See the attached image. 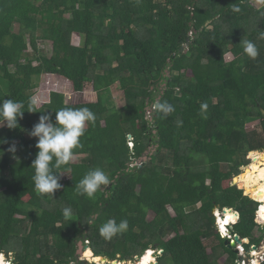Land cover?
<instances>
[{
	"label": "trees",
	"instance_id": "obj_1",
	"mask_svg": "<svg viewBox=\"0 0 264 264\" xmlns=\"http://www.w3.org/2000/svg\"><path fill=\"white\" fill-rule=\"evenodd\" d=\"M262 30L264 0H0V100L23 101L27 110L40 71L65 78L78 93L91 84L95 98L72 105L52 92L40 110L53 120L65 106L88 107L96 116L83 147L74 150L79 161L54 169L63 187L52 195L39 194L32 181L38 149L28 131L41 113L25 111L16 129L0 126V142L8 141L0 143V255L11 253L12 264H73L86 230L94 256L111 261H133L156 246L158 264H220L223 256L237 264L238 254L216 226V209L239 213L240 219L225 214L237 220L231 231L247 251L261 247L262 195H256L260 204L244 196V184L240 190L233 179L256 150L246 124L259 121L264 138ZM74 34L81 36L79 46ZM243 39L257 43L256 59L244 54ZM39 41L52 43L51 56L40 52ZM114 86L123 92L122 108L113 100ZM158 99L174 107L167 118L156 109ZM202 103L208 105L203 115ZM12 142L15 158L6 151ZM96 167L110 184L95 199L77 195L76 183ZM64 207L73 210L69 219ZM108 219H126L128 230L104 239L99 228Z\"/></svg>",
	"mask_w": 264,
	"mask_h": 264
},
{
	"label": "clouds",
	"instance_id": "obj_2",
	"mask_svg": "<svg viewBox=\"0 0 264 264\" xmlns=\"http://www.w3.org/2000/svg\"><path fill=\"white\" fill-rule=\"evenodd\" d=\"M233 11L239 12L240 7L238 5L235 6ZM257 39H264V30L259 33ZM240 44L243 45L244 54H246L250 59H256L258 57L259 48L256 42L243 39ZM157 107L163 118H167L174 111L173 105L167 101L159 102ZM200 108L201 114L203 115V113L207 110L208 105L206 103H202ZM24 109L25 103L23 101L13 99L0 100V126H6L10 130L16 129L19 127V120L23 118L25 111L30 113H41L38 122L35 123L28 131V135L31 138L36 139L35 147L38 149L31 166L34 169L32 181L34 183L35 190L39 194L52 195L63 187L60 183V180L62 179L60 174L62 173L60 171H54V169L58 170L62 165H68L74 156V150L83 147L81 138L85 135L87 125L95 122L96 116L88 107L74 108L65 106L55 111V119L53 120L51 113L40 110V103L35 95L28 99L27 110ZM0 143H8V141H2ZM6 151L11 153L15 158L18 151V144L16 142L10 143V146ZM0 152L4 154L3 151ZM109 184V175L103 168L96 167L89 170L84 177L76 183L75 190L77 195L86 196L91 200L95 199L97 192L101 190L102 186ZM259 208L257 214L260 210ZM72 211L71 207L63 208L62 212L65 219H69L71 217ZM216 211L221 210L216 209ZM221 212L223 213V211ZM213 216L216 219V226L222 238L230 241L227 236L225 237L222 235L220 226L217 224V216L214 212ZM233 226L234 225L231 226L230 231ZM128 227L129 224L126 219H122L119 222L115 219H108L100 226L99 233L104 239L111 240L113 237L126 232ZM231 233L233 232L231 231ZM241 240L242 239H240V241ZM237 244L238 243H236V246ZM252 248L250 251H247L246 249L248 254L251 250H253ZM149 250L146 251V253L149 252ZM235 251H237L236 248ZM142 257H140V259Z\"/></svg>",
	"mask_w": 264,
	"mask_h": 264
},
{
	"label": "rangeland",
	"instance_id": "obj_3",
	"mask_svg": "<svg viewBox=\"0 0 264 264\" xmlns=\"http://www.w3.org/2000/svg\"><path fill=\"white\" fill-rule=\"evenodd\" d=\"M15 29H18L17 25H16ZM26 40H27L28 45H29L28 53L33 54L32 47L30 46L28 38ZM72 43L76 46H79L81 43V36L78 34H74L73 38H72ZM38 48H39L40 52L45 53L48 56L52 55V52H53L52 43L48 42V43L43 44L41 41H39L38 42ZM232 59H233V56L231 54L226 56L227 61H231ZM36 65H37V63L35 62L34 66H36ZM34 79H35L34 81L37 84V88L34 90L33 95H35L37 97V99L40 103V108L44 104L49 102L50 94L52 92H58V93L64 94V96L66 98V103L72 104V105L82 104L84 102L93 101L95 99L94 95H93V87L91 84H86L84 91L81 93H78V92L74 91L71 82H69L65 78L57 76V75H48V74H45V73H42L39 71ZM112 96H113V100L115 101L118 108H122L125 105L123 92H121L117 86H114L112 88ZM148 112L150 114L152 111L150 110ZM245 128H246V131L251 135V137L254 138L252 144H253L254 148H256L255 152L257 151L260 154H254L255 153L254 151H253V153L250 152L251 154H248V157H247L248 158V164L246 166H243L240 168V175L243 174L245 172L246 168L253 163L254 157L264 155V138L261 137L262 131H261L260 122L259 121L250 122V123L246 124ZM87 129H89V124L87 125L86 130ZM153 154H155V151L153 152ZM79 158L80 157H73L72 159L75 162H77V161H79ZM261 164H264V161L260 162V165ZM239 176H238V178H239ZM63 178H64V180H68L70 178V175L68 173H64ZM229 183H230L229 181H226L224 183V186L227 187L229 185ZM240 183H244V182H241V180H238V184H240ZM244 186H245V189L249 193L246 195V192L244 191V196H248L252 200L254 199V197H256V201L260 204V202L258 201V198L256 196L259 193L255 189H253V190L249 189L247 187L246 183H244ZM26 200H28V199H26ZM200 206L201 205H198L197 208H199ZM169 210H170L171 215L175 216V213L173 212V210L171 208H169ZM226 216H229V215L227 214ZM153 219H154V214L149 213L148 220L152 221ZM231 221H232V219H231ZM231 221H229V222H231ZM220 224H225V218L222 220V222H220ZM260 226H262V225L260 224ZM263 228H264V226H263ZM262 234H263L262 229L255 232V236L258 238H260L262 236ZM233 235H234V233H233ZM171 237L172 236L166 238L165 240L168 241ZM214 243H216V241ZM213 245L214 244H211V246H213ZM211 246L208 245V252L209 253H211V251H212ZM153 248H157V247L154 246V247L150 248V250H152L153 252H159V253L162 252V250H158V249L156 251H154ZM263 251L264 250L260 251V248H259V250L257 251V253H259V255L255 256V257L252 254V252H250L249 254L247 253L246 254L247 264H254L253 261L254 262L259 261V263L262 264L260 255H262L264 253ZM4 257H5V259L7 258L6 256H4ZM137 257H139V256H136L133 261H127V262H125L126 260H122L121 257H119L120 260H117V261L124 262V263L129 262V263H133V264H138L142 258L137 260ZM158 257L159 256L155 257V264L158 263L157 262ZM84 258H86V257L84 256ZM86 259H88V258H86ZM9 261L11 264L12 260H9ZM229 262L230 261L227 258V256H223L220 259V264H229ZM105 263H107V262H104V264Z\"/></svg>",
	"mask_w": 264,
	"mask_h": 264
},
{
	"label": "bare ground",
	"instance_id": "obj_4",
	"mask_svg": "<svg viewBox=\"0 0 264 264\" xmlns=\"http://www.w3.org/2000/svg\"><path fill=\"white\" fill-rule=\"evenodd\" d=\"M262 161H264V155L254 157L253 163L246 168L245 172L241 174L239 178L237 177V182L238 180H241V182L246 183L249 189H252V190L255 189L259 193L257 195H262L263 203H262V206H260L261 204L259 205V207L261 208H259L260 210L258 213V217L261 220V223L264 224L263 223L264 222V164L260 165V162ZM229 216H232V215H229ZM224 218H225V224H219V225H220V231L222 235L223 236L225 235L226 237L228 235V231H227L228 226L232 225L237 220L230 223L228 220V216H226V214ZM258 255L259 253L257 252L254 253V257ZM85 257L88 258L90 262H95L96 264H104L105 262L100 257H95L93 252L90 249L85 252ZM154 258H155V254H154ZM154 258H153V255L151 254L148 257H146L144 260L139 261L138 264H150V263L155 264V262L152 263ZM4 259H5L4 255L0 256V264L4 263L5 261ZM257 263L258 261H256V264ZM112 264H133V263L117 262V263H112Z\"/></svg>",
	"mask_w": 264,
	"mask_h": 264
},
{
	"label": "water",
	"instance_id": "obj_5",
	"mask_svg": "<svg viewBox=\"0 0 264 264\" xmlns=\"http://www.w3.org/2000/svg\"><path fill=\"white\" fill-rule=\"evenodd\" d=\"M187 49H184V51L185 52H187L186 51ZM159 101H160V99H158V101L156 102V109H158V107H157V104L159 103ZM153 111L151 108H149L148 109V111ZM261 112H262V114H263V116H264V110L263 109H261ZM129 138H132L131 136H129ZM157 148H158V146L156 145L155 146V148L153 147V146H150L149 148H148V150L144 153V156L138 161V164H142V163H145V162H147L148 160H149V157L148 156H150V155H154L153 154V152L155 151V153H156V150H157ZM233 185L234 186H238V188L240 189V190H243L244 191V189L243 188H241L239 185H238V182H237V177L236 178H234L233 179ZM254 200V199H253ZM255 202H257L256 200H254ZM234 212L235 214H237L238 216H239V218H240V215H239V213L238 212H235L234 210H232V209H225V210H223V213H226V212ZM98 216L96 215L95 216V218H97ZM238 218V219H239ZM92 218H90V222L92 223ZM256 223L258 224V225H262V227L264 226V224H262L261 223V220L259 219V217H257L256 218ZM236 243H241V241H240V237L237 235V236H235V238H234V242H230V241H228V240H226L225 241V244L227 245V246H230V248L232 249V250H234L235 251V248H236ZM263 246H264V241H263ZM79 247H80V250L77 252V254H76V258H77V263L78 264H87L86 262H85V260H83L82 259V255H83V251L84 250H89L90 249V247L88 246V245H86V246H84L83 247V243H80L79 244ZM254 251H256V250H258V248L257 247H253L252 248ZM153 250L154 251H156V248H153ZM236 253H237V251H235ZM6 257H7V259H9V258H11V253H5L4 254ZM162 255V252H155V257H157V256H161ZM158 257V258H159ZM101 259H103V261H105V262H107V263H110V264H112V263H117V262H119V261H111V260H109V259H107V258H104V257H100ZM138 259H140V257H137V260ZM82 260V261H81ZM125 262H127V261H125ZM89 264H96L95 262H90ZM156 264H158V263H156Z\"/></svg>",
	"mask_w": 264,
	"mask_h": 264
},
{
	"label": "built area",
	"instance_id": "obj_6",
	"mask_svg": "<svg viewBox=\"0 0 264 264\" xmlns=\"http://www.w3.org/2000/svg\"><path fill=\"white\" fill-rule=\"evenodd\" d=\"M261 208V207H260ZM259 213V212H258ZM214 214L217 216V224L219 225V222L225 217V214L222 213L221 211H214ZM258 215V214H257ZM220 226V225H219ZM232 225H229L228 226V235H227V238L230 240V241H234V238L235 236L237 235H233V233H231L230 231V228H231ZM88 244V242H87ZM245 244L246 242L244 240H241V243H238L237 246H236V250L238 251V255H239V260L237 261V264H247V258H246V254H247V251H246V248H245ZM260 248V251L261 250H264V247ZM258 248V249H259ZM252 254L254 255V253H256L254 250H251ZM264 252V251H263ZM2 256V255H1ZM261 256V261H262V264H264V253ZM9 260H12V258H9L8 260L5 259L4 263L3 264H10V261ZM254 264H256V262L253 261ZM259 263V261H258ZM12 264V263H11ZM260 264V263H259Z\"/></svg>",
	"mask_w": 264,
	"mask_h": 264
},
{
	"label": "flooded vegetation",
	"instance_id": "obj_7",
	"mask_svg": "<svg viewBox=\"0 0 264 264\" xmlns=\"http://www.w3.org/2000/svg\"><path fill=\"white\" fill-rule=\"evenodd\" d=\"M87 231L86 230H84L83 231V233L82 234H80L79 236H78V241H77V252L80 250V247H79V244L80 243H83V247L84 246H86V245H90V243L89 244H87V241H88V237H87ZM261 246H263V245H261ZM87 250H84L83 251V255H82V259L83 260H85V262L87 263V264H89L90 263V261L88 260V259H86V258H84V256H85V252H86ZM77 254V253H76ZM12 257V256H11ZM82 261V260H81ZM73 264H78L77 263V258H76V262L75 263H73ZM105 264H109V263H105Z\"/></svg>",
	"mask_w": 264,
	"mask_h": 264
}]
</instances>
